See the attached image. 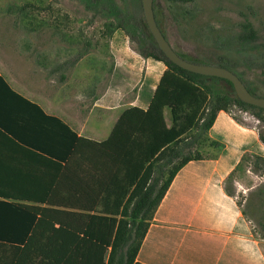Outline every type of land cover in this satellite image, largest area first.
Wrapping results in <instances>:
<instances>
[{
	"label": "crops",
	"instance_id": "crops-1",
	"mask_svg": "<svg viewBox=\"0 0 264 264\" xmlns=\"http://www.w3.org/2000/svg\"><path fill=\"white\" fill-rule=\"evenodd\" d=\"M35 30L15 34L11 46L10 38L1 40L0 76L79 137L107 140L121 114L144 103L167 69L133 49L123 33H114L112 50H102L89 40L54 48L48 43L53 34ZM14 98L0 93V121L14 131L0 126V199L42 198L41 184L56 175L63 190L55 198L124 197L127 183L116 181L115 170L104 182L95 147L79 143L69 158L65 129L40 113L22 111ZM165 116L170 125L169 109ZM208 136L202 158L177 173L150 220L140 264H264V176L249 175L244 159L264 155L260 132L221 110ZM40 169L45 172L37 175Z\"/></svg>",
	"mask_w": 264,
	"mask_h": 264
},
{
	"label": "trees",
	"instance_id": "trees-1",
	"mask_svg": "<svg viewBox=\"0 0 264 264\" xmlns=\"http://www.w3.org/2000/svg\"><path fill=\"white\" fill-rule=\"evenodd\" d=\"M77 1L92 12L93 19L109 21L111 33L128 36L141 55L163 62L167 69L144 103L126 109L110 137L102 142L79 137L68 124L47 115L0 76V93L7 91L18 99L22 111L40 113L65 129L69 158L79 150V143L85 142L97 149L94 159L105 166L100 169L106 177L104 182L112 180L115 170L116 181L127 183L123 190L126 198L60 199L55 198L63 190L56 175L41 184L42 198L0 199V264H140L137 257L150 220L177 173L190 160L202 158L201 148L210 140L208 133L218 113H231L235 106L264 120V108L238 97L228 79L193 72L169 59L149 28L142 0H129L124 5L118 0ZM168 1L183 5L195 0ZM156 3L154 0L156 20L167 38ZM216 46L220 52L212 58L189 57L174 49L189 61L229 68L251 93L264 97V88L249 75L256 68H264V31L260 33L245 17L238 30L227 40L217 41ZM166 109L170 111V125ZM0 126L14 134L7 124L0 121ZM260 136L264 141V135ZM44 172L40 169L36 174ZM3 196L12 197V192Z\"/></svg>",
	"mask_w": 264,
	"mask_h": 264
},
{
	"label": "rangeland",
	"instance_id": "rangeland-1",
	"mask_svg": "<svg viewBox=\"0 0 264 264\" xmlns=\"http://www.w3.org/2000/svg\"><path fill=\"white\" fill-rule=\"evenodd\" d=\"M118 1L124 5L129 0ZM156 4L157 16L168 40L177 51L189 57L212 58L220 52L216 42L227 40L245 17L260 33L264 31V0H195L183 5L157 0ZM107 22L101 17L93 19L92 12L77 0H0V42L8 37L10 46L15 34H26L34 26L38 34H53L48 43L54 48L65 44L81 47L89 40L99 49L112 50L114 33L109 31ZM129 41L135 49V43ZM249 75L264 88V68H256ZM231 114L264 135V120H244L235 106ZM245 160L249 175L264 176V165L256 164V161L264 163V155L259 158L248 155Z\"/></svg>",
	"mask_w": 264,
	"mask_h": 264
},
{
	"label": "water",
	"instance_id": "water-1",
	"mask_svg": "<svg viewBox=\"0 0 264 264\" xmlns=\"http://www.w3.org/2000/svg\"><path fill=\"white\" fill-rule=\"evenodd\" d=\"M144 7V14L149 25V28L154 35L156 41L158 42L160 48L167 55L169 59H171L174 63L179 66L191 70L196 73L205 74V75H213L228 79L232 82L236 94L243 101L260 106L264 108V97L254 95L247 88L242 79L232 70L227 67L215 65V64H202L189 61L182 57L172 46L170 41L165 37L161 28L159 27L155 11H154V0H142Z\"/></svg>",
	"mask_w": 264,
	"mask_h": 264
},
{
	"label": "built area",
	"instance_id": "built-area-1",
	"mask_svg": "<svg viewBox=\"0 0 264 264\" xmlns=\"http://www.w3.org/2000/svg\"><path fill=\"white\" fill-rule=\"evenodd\" d=\"M239 112L242 114V117L244 120H247V121L253 120V121L259 122V118L256 117V115L250 112L249 110L239 109Z\"/></svg>",
	"mask_w": 264,
	"mask_h": 264
}]
</instances>
